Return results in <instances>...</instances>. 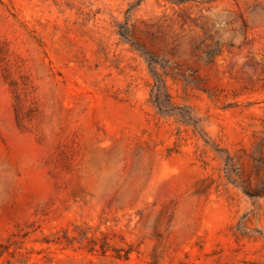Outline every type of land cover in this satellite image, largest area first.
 I'll return each instance as SVG.
<instances>
[{
  "label": "rangeland",
  "instance_id": "1",
  "mask_svg": "<svg viewBox=\"0 0 264 264\" xmlns=\"http://www.w3.org/2000/svg\"><path fill=\"white\" fill-rule=\"evenodd\" d=\"M0 264H264V0H0Z\"/></svg>",
  "mask_w": 264,
  "mask_h": 264
}]
</instances>
